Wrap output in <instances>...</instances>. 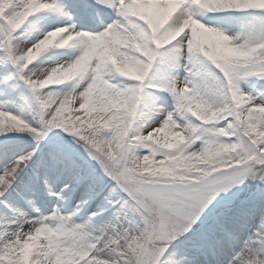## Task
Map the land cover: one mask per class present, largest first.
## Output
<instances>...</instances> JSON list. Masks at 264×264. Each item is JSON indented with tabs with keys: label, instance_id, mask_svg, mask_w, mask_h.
Here are the masks:
<instances>
[{
	"label": "snow or ice",
	"instance_id": "6c2138e0",
	"mask_svg": "<svg viewBox=\"0 0 264 264\" xmlns=\"http://www.w3.org/2000/svg\"><path fill=\"white\" fill-rule=\"evenodd\" d=\"M0 264H264V0H0Z\"/></svg>",
	"mask_w": 264,
	"mask_h": 264
}]
</instances>
